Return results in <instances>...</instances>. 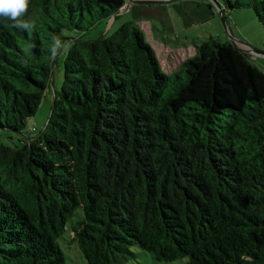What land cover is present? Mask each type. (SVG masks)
Returning <instances> with one entry per match:
<instances>
[{
	"label": "trees",
	"instance_id": "1",
	"mask_svg": "<svg viewBox=\"0 0 264 264\" xmlns=\"http://www.w3.org/2000/svg\"><path fill=\"white\" fill-rule=\"evenodd\" d=\"M224 18L242 5L222 0ZM124 0H29L31 32L0 20V130L20 134L70 41L44 128L0 144V264H264V73L209 38L171 74L132 21L82 41ZM264 28V0H248Z\"/></svg>",
	"mask_w": 264,
	"mask_h": 264
},
{
	"label": "rangeland",
	"instance_id": "2",
	"mask_svg": "<svg viewBox=\"0 0 264 264\" xmlns=\"http://www.w3.org/2000/svg\"><path fill=\"white\" fill-rule=\"evenodd\" d=\"M128 3V0H124ZM242 6L238 9H235L229 12V15L225 17L226 27L222 25L220 21V16L218 9L216 8V3L222 9L223 1L215 0L210 1L211 6L214 8L216 17H214V24L211 29L214 32L218 31V35H214L213 39H218L221 42L229 41L230 43L237 44L236 42L242 43L248 48L257 51L260 55L246 52L250 56L251 61L255 64L263 73H264V28L258 22L255 17L253 10L247 6L248 0H236ZM132 11H127L124 14H121L118 21L113 27L106 33L108 29V20L100 21L95 24L93 27L89 28L86 31L78 32H64L66 37H75L78 40L90 41L97 39L103 36H110L114 31H116L121 24L125 22L127 18L132 15ZM142 24V30L144 34L145 41L151 46L155 45L154 38L149 35V32L145 31L146 24L148 22V17L144 15L140 17ZM137 23H139L137 21ZM217 23V26L215 24ZM213 36V35H212ZM209 39V37H207ZM207 39V40H208ZM174 40V39H172ZM62 49L55 55L52 68H51V82L49 83L48 88L45 90L43 97L40 101V105L35 112L34 116L28 120L26 129L20 133H12L6 130H0V144L5 145L11 148L21 147L23 142L35 137L45 126L48 121L52 103L54 100L55 92L59 91L61 88L63 80V62L67 51L70 46V41L63 42ZM154 48V47H153ZM243 50H248L246 47H241ZM158 61H160L162 66V71L166 74H171L169 66L165 65V58L159 50L156 54ZM194 57V56H193ZM191 57V58H193ZM160 66V67H161ZM72 235L70 233H64L58 240L57 243L62 250L65 257V264H86L81 253L79 252L76 244L71 241ZM185 261L176 260L169 263H158L155 262L151 255L147 252H140L135 259L127 261L125 264H184Z\"/></svg>",
	"mask_w": 264,
	"mask_h": 264
},
{
	"label": "crops",
	"instance_id": "3",
	"mask_svg": "<svg viewBox=\"0 0 264 264\" xmlns=\"http://www.w3.org/2000/svg\"><path fill=\"white\" fill-rule=\"evenodd\" d=\"M131 1L128 3L124 1V5L120 10L121 13L108 19L106 33L115 25L121 14L128 10L133 13L125 22L132 21L136 23L143 32V22H141L142 19L140 17L142 18L146 15L149 20L144 30L149 32V35L154 38L156 45L151 46L150 44V46L155 56L159 50L161 51L163 58H165V65L166 67L169 66L168 69H170L171 73L177 71L182 62L195 56L197 47L206 41L207 37L213 38L214 35H218V31L214 32L211 29L217 13L209 0ZM215 26H217V23ZM236 43L239 49H241L240 46L248 48L242 43ZM158 62L161 66V62Z\"/></svg>",
	"mask_w": 264,
	"mask_h": 264
},
{
	"label": "clouds",
	"instance_id": "4",
	"mask_svg": "<svg viewBox=\"0 0 264 264\" xmlns=\"http://www.w3.org/2000/svg\"><path fill=\"white\" fill-rule=\"evenodd\" d=\"M29 7V0H0V20L10 22L6 24L18 30L31 32L35 23L31 19H25ZM53 46L50 51L55 56L64 46L57 36H53Z\"/></svg>",
	"mask_w": 264,
	"mask_h": 264
},
{
	"label": "water",
	"instance_id": "5",
	"mask_svg": "<svg viewBox=\"0 0 264 264\" xmlns=\"http://www.w3.org/2000/svg\"><path fill=\"white\" fill-rule=\"evenodd\" d=\"M131 0H128V2H130ZM167 0L163 1V2H166ZM168 1H172V0H168ZM209 1H215V0H209ZM132 2V1H131ZM135 2V1H134ZM138 2V1H137ZM216 8L218 9V12H219V16H220V21L222 23V25L224 26V28L226 27V23H225V18H224V13L222 12L220 6L216 3ZM121 13V11H119L117 14ZM116 16V14H115ZM114 16V17H115ZM235 45V44H234ZM236 46V45H235ZM237 47V46H236ZM238 48V47H237ZM239 49V48H238ZM240 51L246 53V52H249V53H253V54H257V55H260V53H258L257 51L255 50H252L249 48V51L248 50H242V49H239ZM51 112H52V108H51ZM50 112V114H51ZM50 116V115H49Z\"/></svg>",
	"mask_w": 264,
	"mask_h": 264
}]
</instances>
